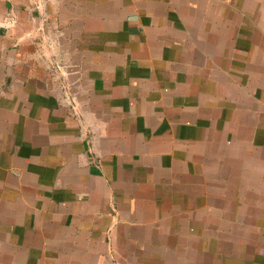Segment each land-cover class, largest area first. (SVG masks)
Here are the masks:
<instances>
[{
    "label": "crops",
    "instance_id": "0c3cea01",
    "mask_svg": "<svg viewBox=\"0 0 264 264\" xmlns=\"http://www.w3.org/2000/svg\"><path fill=\"white\" fill-rule=\"evenodd\" d=\"M0 264H264V0H0Z\"/></svg>",
    "mask_w": 264,
    "mask_h": 264
}]
</instances>
